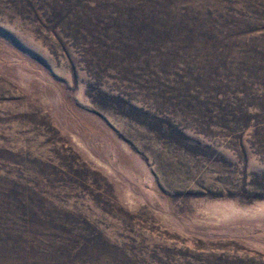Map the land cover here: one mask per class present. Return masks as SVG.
<instances>
[{
  "label": "rangeland",
  "instance_id": "374dc122",
  "mask_svg": "<svg viewBox=\"0 0 264 264\" xmlns=\"http://www.w3.org/2000/svg\"><path fill=\"white\" fill-rule=\"evenodd\" d=\"M0 264H264V0H0Z\"/></svg>",
  "mask_w": 264,
  "mask_h": 264
}]
</instances>
